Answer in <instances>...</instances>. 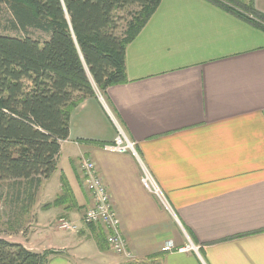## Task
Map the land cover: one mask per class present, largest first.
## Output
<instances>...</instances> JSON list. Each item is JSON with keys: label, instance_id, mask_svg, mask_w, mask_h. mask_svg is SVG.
Segmentation results:
<instances>
[{"label": "crops", "instance_id": "crops-1", "mask_svg": "<svg viewBox=\"0 0 264 264\" xmlns=\"http://www.w3.org/2000/svg\"><path fill=\"white\" fill-rule=\"evenodd\" d=\"M230 1L264 14V0ZM125 73L104 102L134 152L105 148L115 126L97 95L85 98L42 180L54 181L31 207L52 211L33 218L60 235L14 241L49 251L48 264H264V31L208 0H161L125 49ZM83 157L107 187L131 259L110 249L102 225L82 221L92 203ZM142 165L167 207L143 186ZM189 242L196 251L176 250Z\"/></svg>", "mask_w": 264, "mask_h": 264}, {"label": "trees", "instance_id": "trees-1", "mask_svg": "<svg viewBox=\"0 0 264 264\" xmlns=\"http://www.w3.org/2000/svg\"><path fill=\"white\" fill-rule=\"evenodd\" d=\"M160 1L0 0V13L9 14L0 20V180L26 181L31 197L56 170L71 113L96 91L106 100L109 86L127 81L125 49ZM208 1L264 31L263 13ZM127 7L136 10L119 30L116 12ZM49 253L0 237V264H48Z\"/></svg>", "mask_w": 264, "mask_h": 264}, {"label": "built area", "instance_id": "built-area-1", "mask_svg": "<svg viewBox=\"0 0 264 264\" xmlns=\"http://www.w3.org/2000/svg\"><path fill=\"white\" fill-rule=\"evenodd\" d=\"M99 100L105 106L106 112L111 119L113 125L116 129V136L113 140V143L105 146L109 150L116 152H134L133 142L128 138L120 124L117 122L116 118L106 107L103 97L99 92H97ZM142 167V177L141 182L145 189L157 196L159 201L167 207V202L153 179L150 172ZM81 170L83 173L84 183L87 191L91 196V205L87 207L82 215V221L85 224H100L104 227L106 231V242L110 249L118 254L122 255L127 259H131L132 255L128 250L124 238L121 234L120 221L113 209V205L107 190V187L99 175L94 162L90 158L83 157L81 159ZM58 226L60 228H74V226L65 219H59ZM171 245V244H170ZM168 246L171 250L172 246ZM177 251H191L197 250V247L189 242L183 248L176 249Z\"/></svg>", "mask_w": 264, "mask_h": 264}, {"label": "rangeland", "instance_id": "rangeland-1", "mask_svg": "<svg viewBox=\"0 0 264 264\" xmlns=\"http://www.w3.org/2000/svg\"><path fill=\"white\" fill-rule=\"evenodd\" d=\"M135 10L136 7H127L116 12L117 18L119 19V30H123L126 27L127 21L130 20ZM8 17V11L4 8L0 13L1 22L6 23ZM29 34L41 40L46 38V35L38 30L30 29ZM54 178L53 176L49 179V184L53 183ZM49 184L41 181L37 188V197L35 196L36 192H32V196L30 197L27 192L28 187L26 181L0 180V237L9 241L22 240L26 237L37 245H47L59 237L60 231L54 229V226L50 223V219L36 220L33 218L35 214L36 217L42 216L39 214L40 212H44L49 216L52 211L42 210L39 212L35 210L34 213V209H31L35 202L39 203L41 201L40 196L46 189V185ZM65 229H61V231Z\"/></svg>", "mask_w": 264, "mask_h": 264}]
</instances>
